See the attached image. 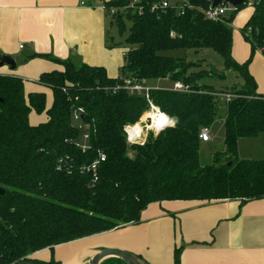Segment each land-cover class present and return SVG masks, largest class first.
Here are the masks:
<instances>
[{"label": "trees", "instance_id": "obj_1", "mask_svg": "<svg viewBox=\"0 0 264 264\" xmlns=\"http://www.w3.org/2000/svg\"><path fill=\"white\" fill-rule=\"evenodd\" d=\"M130 1L105 5L125 7ZM186 1L190 8L182 15L168 8L113 18L119 32L124 31L125 20L131 23L125 44L133 48H126L123 78L169 79L189 89L186 93L149 89V101L173 126L156 136L149 133L142 144L128 145L123 129L139 122L149 108L147 100L123 89L115 92L122 88V78H108L101 67L76 68L70 61L32 56L60 67L41 74L36 82L51 93L48 107L45 93L26 94L21 78L0 75V264H59L33 255L137 225L153 203L264 199V158L251 161L237 156L239 139L264 135V94L257 93L248 72L255 52L264 58V0H251L252 13L242 29V33L250 29L245 38L251 55L244 63L232 56L233 32L226 23L246 4L236 7L223 23H215L203 15L207 0ZM204 49L216 52L225 70L241 76L239 89L215 92L199 82L223 76L165 55L177 50L197 54ZM216 94L233 98L222 104ZM76 109L82 110L78 124L72 121ZM31 112L44 114L46 121L30 125ZM218 119L224 122L222 149L203 166L198 135ZM100 155L104 161L91 170ZM179 259L180 249H175L174 264H180ZM101 264L125 263L108 259Z\"/></svg>", "mask_w": 264, "mask_h": 264}, {"label": "crops", "instance_id": "obj_2", "mask_svg": "<svg viewBox=\"0 0 264 264\" xmlns=\"http://www.w3.org/2000/svg\"><path fill=\"white\" fill-rule=\"evenodd\" d=\"M111 1L0 0V55L16 62L13 71L7 66L0 67V75L21 78L26 94L45 93L47 107L51 103V93L36 82L41 74L60 70V67L49 59L33 58L34 55L70 61L76 68L83 65L101 67L108 78L123 79L121 68L127 49L116 46L110 34L113 18L101 9ZM251 13L252 8L242 20L243 26L239 25L241 33ZM234 49L231 53L236 61L247 60L246 49L243 52L241 49L238 54ZM252 62L249 74L262 87L264 58L259 51ZM256 65L258 69L254 68ZM155 83V80L147 81L145 86L171 90L173 85L162 87ZM36 115L34 112L29 115L32 126L46 121L44 114V118ZM217 122L220 123V136L224 137L223 119ZM212 129L213 125L209 128L210 141L203 144L215 142ZM260 136L263 135L238 140L237 156L240 160L264 158V138ZM257 140V146L252 144ZM222 142L223 138L220 142L217 140L220 150ZM245 145L260 147L262 151L260 155H243ZM105 249L128 252L146 264H174L175 249H180V264H264V199L153 203L142 212L137 225L58 245L52 251L44 249L36 252L33 258L43 262L52 259L59 264H88Z\"/></svg>", "mask_w": 264, "mask_h": 264}, {"label": "rangeland", "instance_id": "obj_3", "mask_svg": "<svg viewBox=\"0 0 264 264\" xmlns=\"http://www.w3.org/2000/svg\"><path fill=\"white\" fill-rule=\"evenodd\" d=\"M171 1H174V0H171ZM250 10H251V0H249L245 6L240 8V10L235 14L234 20L230 23V25L228 24L229 25L228 27L233 32V45L232 46L235 47V49L233 51L236 54H238V52H241L240 51L241 49H242V52L246 49V52H247L246 59H249L250 55H251L250 43L248 40H246L243 33H241V31H238V28L240 26H243L242 23L244 21H242V20L244 18H246V16H248V14L250 13ZM130 26H131L130 21L125 20L124 21V31L119 32L118 28L116 27V25L114 23L111 25L110 34L114 38L115 44L118 48H128L129 50L133 48V46L125 44V39L128 36V30H129ZM233 47H232V49H233ZM256 53L257 52H255L254 55ZM165 55L173 57V58H182L189 63H198L203 67V69H206V68L212 69L213 72H215L217 74V76H223V78H219V77L209 78V77H207V78H203L202 80H200L199 83L201 85L209 86L215 92H227V91H230L231 89H239L242 86L243 80H242L241 76L238 73H235L233 71L225 70V68L223 66L222 58L216 52H214L212 50L204 49L197 54L192 52V51H189V50H177V51L165 53ZM253 56L251 58V62L249 64V66H248V72H249L250 65L253 63L252 62ZM243 61L245 62L246 60H243ZM244 62H241V63H244ZM254 68L258 69L259 67L256 65V67H254ZM155 81H156L155 84L162 85V87H170L172 85V83L169 81H164V80H155ZM33 84H34V82H33ZM147 84L149 85V83H147ZM164 89H166V88H164ZM257 90H259V92L261 94H263L264 93L263 92L264 86L259 87L257 84ZM222 112H223V109H220V114H222ZM36 116L44 118L43 114L36 115ZM139 126L140 127L144 126V124H140ZM219 126H220V123L215 121V123L213 124L212 135L214 137L216 135V139L219 140V142H220L221 139L223 138V135L220 136ZM142 132H143V134H142L143 139H145L149 133H152L154 136L159 134L154 129H149L148 131H145L143 129ZM263 136H260V138H264ZM125 138H126V135H125ZM216 139H215V142H211L208 144H203L201 142L200 149H199V157H200L201 165H203V166L208 165L211 161L213 154L215 152L220 151V148L218 147ZM247 142H250V141H247ZM257 142H259V141L258 140L252 141V144L257 146V144H258ZM126 143H127V140H126ZM245 146L246 147L243 151V155H247V156L260 155V153L262 151L260 147H257L258 149H256V148H252L248 145H245ZM262 152L264 153V147H263Z\"/></svg>", "mask_w": 264, "mask_h": 264}, {"label": "built area", "instance_id": "obj_4", "mask_svg": "<svg viewBox=\"0 0 264 264\" xmlns=\"http://www.w3.org/2000/svg\"><path fill=\"white\" fill-rule=\"evenodd\" d=\"M209 5L207 9L202 10L203 15L205 18L211 22L215 23H223L225 21V18L230 17L232 14L236 12V7L230 6L228 4H220L216 7L212 6V0H207ZM248 3V2H247ZM246 3V4H247ZM174 6V7H173ZM189 7L186 0H161L153 3H142L141 0H131L128 6L125 7H117V8H107L106 5L101 6V9L105 11V13L110 16L111 18L116 17L117 15H121L125 17L129 13H134L141 15L145 10H148L150 13H157L159 11H164L168 8H174L179 12V15H182L184 12V9ZM226 23V22H225ZM227 26L228 23H226ZM250 33V29H246L243 34L244 36L248 35ZM21 48V47H20ZM123 86L122 88L116 87L114 90L115 92L123 89L126 92H128L130 95H135L139 97H145V99L148 102V110L143 114L141 119L136 125L133 126H125L123 131L126 135V140L128 145H134V144H142L145 139H143V129L145 131H148L149 129H154L159 133L160 131L173 126V122L171 119H169L165 114H163L156 106H154L150 101L148 97L149 89L145 86L144 80H135L132 78H123ZM172 90L177 92H183L186 93L189 91L187 86L182 85L180 82H175L172 85ZM216 97L218 98L219 103L226 104L231 101L233 98V95L231 94H216ZM152 115L155 117L153 119ZM82 118V110L76 109L74 110L72 121L76 124L79 123V120ZM160 122H158V120ZM154 120H156L158 123L154 124ZM140 124H144V126H139ZM139 126L140 127V133H133L131 131H134V127ZM134 134V135H133ZM132 135V136H131ZM136 138L137 140L134 142L133 139ZM198 139L202 143H207L210 141V130L209 128H202L199 132ZM83 140H87V135H84ZM84 148V146H82ZM104 157L99 156V160L91 165V170H95L96 166L99 162H103Z\"/></svg>", "mask_w": 264, "mask_h": 264}, {"label": "water", "instance_id": "obj_5", "mask_svg": "<svg viewBox=\"0 0 264 264\" xmlns=\"http://www.w3.org/2000/svg\"><path fill=\"white\" fill-rule=\"evenodd\" d=\"M249 0H212V6L216 7L220 4H228L233 7H238L244 5ZM7 66L10 70H15L16 62L14 59H11L7 56L0 55V67ZM137 139L134 138L133 141L135 142ZM2 194V192H0ZM108 259H118L125 264H146L143 262L139 257L129 254L128 252L120 251V250H113V249H105L96 254L88 264H101L103 261ZM17 264H32L30 262H19Z\"/></svg>", "mask_w": 264, "mask_h": 264}, {"label": "bare ground", "instance_id": "obj_6", "mask_svg": "<svg viewBox=\"0 0 264 264\" xmlns=\"http://www.w3.org/2000/svg\"><path fill=\"white\" fill-rule=\"evenodd\" d=\"M152 117H153V119H155V117L152 115ZM158 120V122H160V120L159 119H157ZM156 120H154V124H157L158 123ZM135 127H137V126H135ZM134 131H131V132H133V133H135V134H137V133H140V128L139 129H136V128H134L133 129ZM134 135V134H133ZM132 136V135H131Z\"/></svg>", "mask_w": 264, "mask_h": 264}]
</instances>
